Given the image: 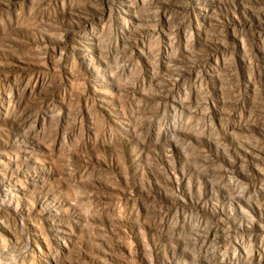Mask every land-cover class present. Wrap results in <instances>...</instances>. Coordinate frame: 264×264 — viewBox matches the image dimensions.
<instances>
[{
  "label": "rangeland",
  "instance_id": "374dc122",
  "mask_svg": "<svg viewBox=\"0 0 264 264\" xmlns=\"http://www.w3.org/2000/svg\"><path fill=\"white\" fill-rule=\"evenodd\" d=\"M0 264H264V0H0Z\"/></svg>",
  "mask_w": 264,
  "mask_h": 264
}]
</instances>
